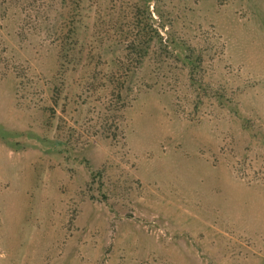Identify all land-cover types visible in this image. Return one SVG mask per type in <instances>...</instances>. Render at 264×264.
Wrapping results in <instances>:
<instances>
[{"label": "rangeland", "instance_id": "1", "mask_svg": "<svg viewBox=\"0 0 264 264\" xmlns=\"http://www.w3.org/2000/svg\"><path fill=\"white\" fill-rule=\"evenodd\" d=\"M162 2L200 60L151 54L128 103L111 56L90 86L0 21V264H264V0Z\"/></svg>", "mask_w": 264, "mask_h": 264}, {"label": "trees", "instance_id": "2", "mask_svg": "<svg viewBox=\"0 0 264 264\" xmlns=\"http://www.w3.org/2000/svg\"><path fill=\"white\" fill-rule=\"evenodd\" d=\"M42 6H37L38 0H0V21L7 18L8 22L20 23L21 27L28 29L32 34L40 36L43 40L52 42L56 50L58 73L62 74L71 65L90 69L88 78L90 86H94L99 78L98 62L102 57L111 56V64L108 67L111 75L119 72L123 80L114 88L117 98L123 97L122 103H128L131 96L135 95L141 71L147 69L146 64L153 54L156 62L153 64V72H157L165 63L166 59L183 61L190 68V76L193 75L195 64L200 60L198 50L189 46L184 40L176 37L173 32L168 33L165 40L158 28L154 27V20L149 10L150 0H40ZM154 1V13L160 21L165 17L160 5L163 0ZM118 4V7L116 6ZM178 4V2H177ZM96 10L91 15L92 7ZM110 6V15L101 7ZM12 8L17 9L9 13ZM118 9L117 20L124 24L118 28L105 29L114 20V11ZM93 21L91 25L89 22ZM106 22V23H105ZM108 22V23H107ZM170 25V23H167ZM163 28V24H159ZM135 31L134 35L131 32ZM172 33V34H171ZM114 37L111 43L104 44ZM133 36V39L123 41V38ZM197 52V53H196ZM96 59V60H95ZM194 59L197 60L194 62ZM93 61L94 67L89 68ZM154 61V60H151ZM146 62V63H145ZM97 64V66H96ZM81 65V66H82ZM109 76L112 81V76ZM140 84L150 87L148 84ZM138 93V92H137Z\"/></svg>", "mask_w": 264, "mask_h": 264}]
</instances>
